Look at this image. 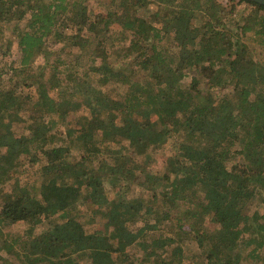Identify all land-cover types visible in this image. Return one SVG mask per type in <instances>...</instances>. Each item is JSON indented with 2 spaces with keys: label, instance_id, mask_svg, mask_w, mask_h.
I'll return each instance as SVG.
<instances>
[{
  "label": "trees",
  "instance_id": "16d2710c",
  "mask_svg": "<svg viewBox=\"0 0 264 264\" xmlns=\"http://www.w3.org/2000/svg\"><path fill=\"white\" fill-rule=\"evenodd\" d=\"M92 1L0 0V23L18 30L21 50L0 87V183L23 158L46 162L31 187L17 177L1 195L0 264H85V256L104 264L113 253L127 264H264V54L251 48L253 36L264 47V5L114 0L115 8L90 12ZM240 4L252 7L244 17ZM72 21L77 29L65 34ZM62 42L79 49L76 61L101 60L93 66L99 88L94 73L81 81L66 70L60 52L50 60ZM117 58L134 64L119 74L108 62ZM108 83L127 86L120 100L102 89ZM85 89L89 111L65 120L73 103L65 92ZM142 110L156 116L139 119ZM22 122L30 134H16ZM127 139L140 154L174 143L140 179L135 153L102 156ZM136 183L148 198L122 192ZM97 218L110 227L99 229ZM18 222L23 233L4 231ZM160 225L166 230L153 234ZM189 241L197 251L187 252ZM136 246L140 259L128 251Z\"/></svg>",
  "mask_w": 264,
  "mask_h": 264
},
{
  "label": "rangeland",
  "instance_id": "374dc122",
  "mask_svg": "<svg viewBox=\"0 0 264 264\" xmlns=\"http://www.w3.org/2000/svg\"><path fill=\"white\" fill-rule=\"evenodd\" d=\"M89 1V0H87ZM218 1H223L225 2V4L228 6V8L231 7V1L230 0H218ZM89 11L90 12H105L106 10L109 9V6H113L115 8L116 4L114 2V0H94L92 1V4L89 5ZM239 10L238 12H242L243 13V17L247 15V12H250L252 7H247L246 4H240L239 5ZM89 16H91L89 14ZM91 18H93V16H91ZM77 29V25L75 23V21L70 22L69 27H67L64 30L65 34H73L75 32V30ZM17 29H15L14 25H8L5 23H0V74L1 72H3L0 75V87H4L5 85L8 84V79H9V68L10 65H12L21 55V50L18 47V43H17V39L15 37V34L17 33ZM255 36H253V38H251V48L252 50H254L255 54H260L263 53L264 54V47L263 45L260 43L259 40H254ZM50 52H52L50 54V60L53 61L56 57H57V53L60 52L61 54L59 55L60 57L64 58L67 62L66 65L68 66L66 68V70H68L69 72H73V74L75 76H80L79 79L81 81H83L84 79H89L90 75H88V73H94V77L91 79L93 82V85L95 87L99 86L97 85L99 82V77L96 74V72L93 70V66L94 64H99L101 63L99 58H86L83 59L81 58L80 61H76V57L79 54V49L76 47H71L69 45H67L66 42H62V44H56L55 46H51L50 47ZM64 52V53H63ZM46 58L47 56L45 54H40L38 57H36L35 59V64H37L39 67H41L45 62H46ZM109 63L112 64V66L115 67V70L117 73L119 74H125L126 73V68L129 65L134 64V60L132 61L131 59H127V60H121V58H117V59H111L108 61ZM74 63V65H73ZM65 68V67H64ZM63 65L60 64V69L62 70V73L64 74V69ZM93 70V72H92ZM78 73H77V72ZM63 76V75H62ZM116 85H110L105 84L102 86V89L105 92L110 93L114 98H116L117 100L121 99L122 93L126 91L127 86L123 85V84H117ZM207 87V86H206ZM81 88V87H80ZM84 88V87H83ZM208 88H206L204 91L206 93L209 94V92L207 91ZM214 91H217L218 89L215 88L213 89ZM213 91V92H214ZM66 96L69 98L73 99V103L71 105L70 111L67 114L65 120H73L76 119L77 117L81 116L82 114L87 113V111H89V105L87 104V97L89 96V98H91L92 95V90L89 92L86 89L84 90V92L79 91V93H75L74 95H71L70 91H66L65 92ZM55 95V92H54ZM94 95V92H93ZM80 102V104H79ZM25 115L28 114V111H23L22 112ZM138 118L139 119H143L145 118V116H147L148 114H151V116H156V114H154V112L151 111H146L144 112L139 111L137 113ZM31 122V121H30ZM29 124V123H27ZM27 124H25L24 122H22L21 124H16L15 126H13V128L16 130V134H30V130L27 127ZM29 126V125H28ZM53 131H58L60 133H63V126L62 124H57V126L55 127V129H53ZM63 143V141H62ZM173 140L169 139L168 141H166L164 143V145L161 148H157V149H149L147 151V153L144 154H140L138 151V148L135 147L134 145V141L133 140H123L121 142H117V143H110L108 144L106 150L104 151L103 155L104 157H108V158H113L114 154L117 152H129V153H135V159H134V166L136 167H140L139 172H141V175L138 174V177L141 179L142 175L144 174L143 170H153L155 168V165H162L163 162H165L168 157L171 155L172 153V148H173ZM23 158L22 160H20L18 162V171L16 173L12 172V174H14L15 177H13L12 179H8L7 182L5 183H0V202H1V195L6 193V192H10L14 183H16L17 181V177H18V181L25 185L26 187H31V184L35 181V179L37 177H39L42 173L43 167L46 164V162H34L33 160H29ZM45 160V158H44ZM159 162V163H158ZM144 167V168H143ZM146 167V168H145ZM106 187L108 189V192L110 193V195H112L111 193V182H106ZM127 197H145L148 198L149 197V192L147 190H145L141 185L139 184H134L132 186L131 189H127L125 191ZM146 206H148L149 208H151V204H146ZM178 206V205H176ZM81 210L84 212V214L86 216H90L92 215V210L91 208L82 203L80 204ZM253 210H255L254 208L251 209L249 212L252 213ZM180 213L184 212V208L183 207H179L178 210ZM153 215V214H152ZM154 216V215H153ZM210 217H207V219H209ZM53 220H55L54 218L50 219V220H43V222H41L40 226H39V230H37V233L42 231L43 229L49 227L50 225H52ZM157 218L150 219L149 221H156ZM211 228H215L217 225L215 222L208 220ZM96 225L99 229L105 230L108 229L110 227V225L108 226L107 224V220L106 219H101V218H97L96 221ZM162 225H160L161 227ZM159 227V228H160ZM165 228V227H164ZM164 228H160L157 231L153 232V234L159 235L161 232L164 231ZM25 230V224L24 222H18V223H14V224H10L8 225L4 231L6 232H12V233H23ZM166 230V228H165ZM186 250L188 253H193L195 251L198 250L197 247V243L194 241H189L186 244ZM129 253H133L136 255V257L138 259L142 258V250H140V248L138 246L135 247V249L133 248H128ZM161 258V256H159ZM124 257L121 256V254L118 253H113V255L111 257H108L105 259L104 264H117V263H123ZM83 263L85 264H90V261L88 259L87 256H85L83 258ZM137 263V262H136ZM93 264V262H92ZM123 264H127V262L125 261Z\"/></svg>",
  "mask_w": 264,
  "mask_h": 264
},
{
  "label": "water",
  "instance_id": "95a60500",
  "mask_svg": "<svg viewBox=\"0 0 264 264\" xmlns=\"http://www.w3.org/2000/svg\"><path fill=\"white\" fill-rule=\"evenodd\" d=\"M250 1H254V2H257V3L264 5V0H250Z\"/></svg>",
  "mask_w": 264,
  "mask_h": 264
}]
</instances>
